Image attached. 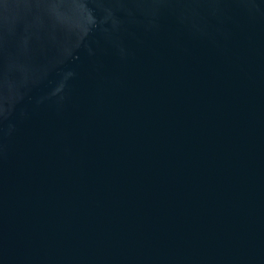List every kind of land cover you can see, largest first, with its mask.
<instances>
[{
	"label": "water",
	"instance_id": "obj_1",
	"mask_svg": "<svg viewBox=\"0 0 264 264\" xmlns=\"http://www.w3.org/2000/svg\"><path fill=\"white\" fill-rule=\"evenodd\" d=\"M0 264H264V0H0Z\"/></svg>",
	"mask_w": 264,
	"mask_h": 264
}]
</instances>
